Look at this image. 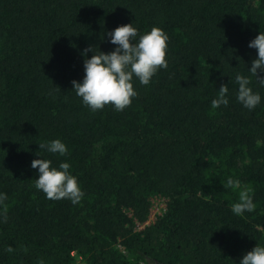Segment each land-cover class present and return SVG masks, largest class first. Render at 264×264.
<instances>
[{"label":"trees","instance_id":"1","mask_svg":"<svg viewBox=\"0 0 264 264\" xmlns=\"http://www.w3.org/2000/svg\"><path fill=\"white\" fill-rule=\"evenodd\" d=\"M128 23L167 33L168 67L134 79L124 110L92 111L73 91L83 50L112 51L107 33ZM260 31L264 0H0V264H239L264 245V83L248 71ZM237 73L262 97L252 110ZM222 84L229 104L213 109ZM57 138L65 155L39 149ZM40 158L70 163L78 203L35 187ZM229 176L253 189L252 212H232ZM155 197L164 213L136 228Z\"/></svg>","mask_w":264,"mask_h":264},{"label":"clouds","instance_id":"2","mask_svg":"<svg viewBox=\"0 0 264 264\" xmlns=\"http://www.w3.org/2000/svg\"><path fill=\"white\" fill-rule=\"evenodd\" d=\"M109 43L115 45L112 51L104 52L99 47L89 45L83 50L84 76L82 81L73 80V91L82 99V103L92 111L103 109L110 104L116 111H122L132 103L138 95L133 81L138 80L142 85H149L160 68L168 67L166 59L169 37L163 29L153 26L150 31L139 34L133 23L121 24L107 33ZM249 48L257 50V58L251 62L248 71L264 83V31L249 41ZM94 54L91 57L87 53ZM238 83L236 99L247 109L252 110L261 103L259 92L250 86V77L237 73ZM228 85L222 84L215 98L211 100L213 109L229 104ZM39 149L61 156L68 152L67 145L61 139H52L39 144ZM31 167L38 169L35 187L42 190L48 199L66 198L73 204L78 203L84 196L78 178L69 171L71 165L61 161L54 166L50 159H33ZM224 187L238 190V200L231 206L236 215L252 212L256 205L253 200V189L242 186L238 178L227 177ZM7 194L0 192V204ZM43 264V262H41ZM239 264H264V245L257 244L247 251Z\"/></svg>","mask_w":264,"mask_h":264},{"label":"rangeland","instance_id":"3","mask_svg":"<svg viewBox=\"0 0 264 264\" xmlns=\"http://www.w3.org/2000/svg\"><path fill=\"white\" fill-rule=\"evenodd\" d=\"M165 208H166V199L161 198V197H155L152 200L151 213H150V216H149V219L147 222L154 221L157 215L161 216L164 213ZM129 214L131 215L130 211H129ZM145 223H143V224H145ZM140 224H142V223H140ZM127 258L131 261H140V262H143L145 264H163V263L157 262L156 260H153L151 258L145 257L144 255H142L140 253L130 254V255H128ZM75 264H84V263L81 261V259L79 257H77Z\"/></svg>","mask_w":264,"mask_h":264},{"label":"built area","instance_id":"4","mask_svg":"<svg viewBox=\"0 0 264 264\" xmlns=\"http://www.w3.org/2000/svg\"><path fill=\"white\" fill-rule=\"evenodd\" d=\"M151 222V221H150ZM150 222H146L145 224H137L136 228H141L143 229L146 225H148Z\"/></svg>","mask_w":264,"mask_h":264}]
</instances>
